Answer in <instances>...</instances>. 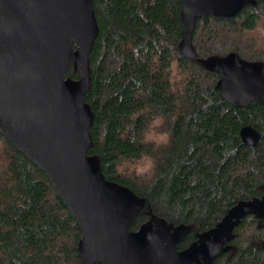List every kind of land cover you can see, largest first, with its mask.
I'll use <instances>...</instances> for the list:
<instances>
[{"label": "trees", "instance_id": "1", "mask_svg": "<svg viewBox=\"0 0 264 264\" xmlns=\"http://www.w3.org/2000/svg\"><path fill=\"white\" fill-rule=\"evenodd\" d=\"M93 1L88 153L107 179L148 200L150 213L132 229L153 215L184 225L183 250L232 206L264 195V104H230L203 62L235 52L264 63V48L247 34L264 23V0L232 18H198L196 58L181 52L182 0ZM67 75L80 78L73 66ZM246 125L261 133L256 146L241 137ZM82 235L46 172L0 126V264H83ZM229 245L214 264H264V223L247 215Z\"/></svg>", "mask_w": 264, "mask_h": 264}, {"label": "water", "instance_id": "2", "mask_svg": "<svg viewBox=\"0 0 264 264\" xmlns=\"http://www.w3.org/2000/svg\"><path fill=\"white\" fill-rule=\"evenodd\" d=\"M256 0H182L181 52L196 58L193 31L198 18H232ZM99 26L93 0H0V126L16 148L43 169L78 220L83 264H214L230 248L235 228L247 215L264 223V195L232 206L197 240L180 250L188 233L153 215L139 229L135 219L150 213L146 198L107 179L93 144L94 113L85 100L92 87L90 56ZM219 74L223 98L233 106L264 104V63L237 53L203 60ZM73 66L80 78L67 75ZM241 137L256 146L251 125Z\"/></svg>", "mask_w": 264, "mask_h": 264}, {"label": "rangeland", "instance_id": "3", "mask_svg": "<svg viewBox=\"0 0 264 264\" xmlns=\"http://www.w3.org/2000/svg\"><path fill=\"white\" fill-rule=\"evenodd\" d=\"M247 34L257 40L259 47L264 48V23H260L256 30L249 31Z\"/></svg>", "mask_w": 264, "mask_h": 264}]
</instances>
